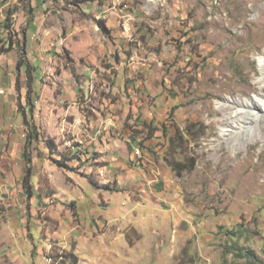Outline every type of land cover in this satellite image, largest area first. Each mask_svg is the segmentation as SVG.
Listing matches in <instances>:
<instances>
[{"label": "rangeland", "instance_id": "1", "mask_svg": "<svg viewBox=\"0 0 264 264\" xmlns=\"http://www.w3.org/2000/svg\"><path fill=\"white\" fill-rule=\"evenodd\" d=\"M42 7L29 41L25 25L14 39L34 109L22 84L27 127L18 140L0 128V264H264V0H15L8 11L28 25ZM246 99L261 121L221 135ZM25 130L38 139L32 197Z\"/></svg>", "mask_w": 264, "mask_h": 264}, {"label": "crops", "instance_id": "2", "mask_svg": "<svg viewBox=\"0 0 264 264\" xmlns=\"http://www.w3.org/2000/svg\"><path fill=\"white\" fill-rule=\"evenodd\" d=\"M14 2L15 0H0V128H7V131H9L8 133H10V137L15 136L18 140L22 118L17 109L18 98L15 81L16 63L19 55L17 52L18 40L14 39L19 38V26L25 25L28 29L24 32V39H27V42L29 41L28 39L30 38V34L39 29V25L36 20L41 18L44 8H34L30 12L33 16H35V18L34 22L31 21L28 25L23 23L26 17L24 11L20 10L15 14L12 12L11 28L9 29L11 33L9 34V30L5 29V18L7 16L6 12Z\"/></svg>", "mask_w": 264, "mask_h": 264}, {"label": "trees", "instance_id": "3", "mask_svg": "<svg viewBox=\"0 0 264 264\" xmlns=\"http://www.w3.org/2000/svg\"><path fill=\"white\" fill-rule=\"evenodd\" d=\"M12 12H7V16L5 18L6 24H5V29H10L11 28V18ZM102 31L108 32L106 26L104 24L101 23L100 26ZM9 34L11 33V31H8ZM11 47V46H9ZM20 51L23 53L25 52V48L23 47V49H20ZM17 52L18 54H20L19 50H18V44H17ZM25 66V80L24 82L20 81V69ZM32 70L33 68H30L25 62L24 60H22V58L20 59V56L18 58V61L16 63V81H15V87H16V92L17 94L20 92L22 84L25 86L26 89V106L28 108L29 113L33 112L34 109V100L32 98V86L34 83V78L32 76ZM17 107H18V111H20L21 116H22V124L24 126L27 125V119H26V114L24 112V110L22 109L20 103L17 101ZM27 127V126H26ZM36 140H38L35 136H33V133L31 132H27L25 130V135H24V148H23V153H22V161H23V178H22V188L23 191L26 193L27 197H32L33 196V191H32V185L30 184V178L33 175L32 172V165H31V161H32V155H33V144L36 143ZM64 158V156H63ZM249 254H245L242 256H248ZM70 264H76V259H74L73 261L71 260Z\"/></svg>", "mask_w": 264, "mask_h": 264}, {"label": "bare ground", "instance_id": "4", "mask_svg": "<svg viewBox=\"0 0 264 264\" xmlns=\"http://www.w3.org/2000/svg\"><path fill=\"white\" fill-rule=\"evenodd\" d=\"M263 70H264V63H263ZM225 77H224V79H225ZM262 82H264V76L260 80V83H262ZM261 98H262V101L264 102V96H262ZM217 104L219 105V102ZM232 104L240 106L241 110H240V112H235L234 115L231 116V118L233 119V122L229 123L228 120L222 121L223 126H221V130H220L221 135L228 136V135H232L233 133L237 134L239 132H241V133L245 132L248 134L249 131H251L253 129V127L255 125H257L256 123L261 121L262 115L257 114V113L252 114L254 109L257 108V104H255L253 101H251L249 99L234 101ZM243 108H244V110H243ZM260 172L261 171L258 169V170H256V172H254V174L256 176L260 177V175H261ZM251 184H253V183H251Z\"/></svg>", "mask_w": 264, "mask_h": 264}, {"label": "built area", "instance_id": "5", "mask_svg": "<svg viewBox=\"0 0 264 264\" xmlns=\"http://www.w3.org/2000/svg\"><path fill=\"white\" fill-rule=\"evenodd\" d=\"M7 13V12H6Z\"/></svg>", "mask_w": 264, "mask_h": 264}]
</instances>
